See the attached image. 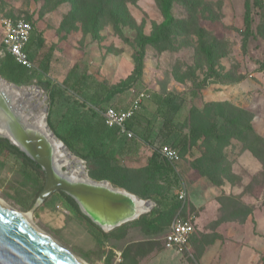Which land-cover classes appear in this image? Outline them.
<instances>
[{"label":"rangeland","instance_id":"1","mask_svg":"<svg viewBox=\"0 0 264 264\" xmlns=\"http://www.w3.org/2000/svg\"><path fill=\"white\" fill-rule=\"evenodd\" d=\"M244 1L173 0L174 22L159 42L145 45L137 76V40L157 31L160 0H0V43L4 19L31 22L34 63L32 71L0 75L23 86L49 79L53 104L40 87L46 97H35L36 107L46 105L44 116L79 150L105 153L95 177L160 199L164 212L155 227L147 225L150 210L146 219L102 234L58 192L29 207L43 181L7 152H0V198L88 264H264V0H250L253 36L243 47ZM8 56L0 53V67ZM124 79L128 87L106 99ZM140 90L149 97L133 120L132 139L91 109L126 107ZM191 127L197 137L184 146ZM163 145L180 158L169 171L154 172L148 157ZM177 215L194 227L182 255L162 241Z\"/></svg>","mask_w":264,"mask_h":264},{"label":"water","instance_id":"2","mask_svg":"<svg viewBox=\"0 0 264 264\" xmlns=\"http://www.w3.org/2000/svg\"><path fill=\"white\" fill-rule=\"evenodd\" d=\"M37 85L23 86L0 75V137L16 146L44 172L43 187L34 205L54 192L62 191L77 204L80 212L102 231H109L150 211L155 202L141 198L107 179L91 177L85 160L71 152L50 128L44 108L30 105L28 94ZM44 99L46 95H41ZM39 105L42 101L39 100ZM42 113L43 116L37 117ZM67 156L81 165V172L63 163ZM0 264H81L50 241L37 235L31 225L15 218L0 203Z\"/></svg>","mask_w":264,"mask_h":264},{"label":"trees","instance_id":"3","mask_svg":"<svg viewBox=\"0 0 264 264\" xmlns=\"http://www.w3.org/2000/svg\"><path fill=\"white\" fill-rule=\"evenodd\" d=\"M172 1L173 0H160V7H161L163 18L158 25L157 31L152 32L148 35H141V36H139V38L137 40V48L135 50V55H134V59H135L134 74L137 76H140L142 73L145 45L154 44V43L159 42L163 37H165L169 27L174 22V17H173L172 12H171ZM258 3L260 4V1ZM244 7H245V9H244V13H243V26H244L243 47L246 45V41H247L248 37L253 36V27H252L253 16H252V7H251L250 0L244 1ZM205 51H209V50L205 49ZM18 67H22V66L19 65L18 63H16L14 61V59L12 58V56L10 55L6 58V60L1 65L0 72L1 71H13ZM37 84H38L37 86H39L42 89H45L47 91V97L49 100V105L51 106L53 104V100H54V96H55L53 83L49 79H47L46 77H41L37 80ZM128 85H129L128 79L121 80L118 83L112 85L107 91L106 99H110L114 95L122 93L128 87ZM109 105L113 106L112 104H109ZM50 106H49V108H50ZM98 107L104 108L105 106L100 105ZM137 113L130 120L129 126L132 127L133 120L136 117ZM47 121H48L50 128L53 130V132L67 145V147L71 150V152H73L74 154L78 155L79 157H81L82 159L85 160V162L87 164V169H88L89 175L93 178H96L94 173H93L94 167L99 162V160L106 159L105 153L98 150V148L95 146H91L86 151L79 150L75 146L73 141L69 138L68 135L60 134L55 129V127L51 121L49 113L47 115ZM196 137H197L196 129L194 127L189 128V135L187 136L186 139H184L183 145L184 146L190 145V141L195 140ZM0 152H7V153L13 155L14 157H16L17 159L20 160V162L24 168L31 170L36 177L40 176V178L42 179L43 182L38 186V188L34 192V196L31 199V202L28 204L29 207L32 206L35 203V200H36V197H37L39 191L43 187V183H44V172H43V170L41 169V167L37 163H35L33 160H31L29 157H27L16 146L10 144L7 139L1 138V137H0ZM148 165L152 171L158 172V173L159 172L164 173V172H167L173 168V165L158 153L157 148H153L151 150V153L148 157ZM96 179H108V178L103 177V178H96ZM109 181L113 185L124 187L128 191L135 193L136 195H138L141 198H144V196L142 194H139V193L135 192L134 190H131L130 188H128L127 186H124L123 184H116L112 180H109ZM58 193L65 199V201L67 202V204L70 206V208L73 211H75L78 215H80L82 218L87 220L92 226H94L102 234H105V233H103V231L99 227H97L95 224H93L86 216H84L80 212L76 202L70 196H68L66 193H64L62 191H58ZM151 199L155 202V205H154V207H152L151 211L148 213V214H153V217L147 222V225H149L150 227H153V226L155 227L156 220H158L159 216L164 212V209H162V207H161L160 199H156L154 197H152ZM148 214H142L138 217V219L144 220L147 218ZM169 223H168V225H169Z\"/></svg>","mask_w":264,"mask_h":264},{"label":"built area","instance_id":"4","mask_svg":"<svg viewBox=\"0 0 264 264\" xmlns=\"http://www.w3.org/2000/svg\"><path fill=\"white\" fill-rule=\"evenodd\" d=\"M2 39L0 53L6 52L12 56L14 61L24 67L27 71L34 69V63L28 51L33 25L23 19H4L1 24ZM149 97L146 90H140L126 107L105 106L104 108L92 106L91 109L102 118L107 127L114 128L116 133L125 139L135 137L133 128L129 126L130 120L141 109L144 101ZM158 153L169 161L174 167L180 158L179 151L170 145L157 147ZM184 188L178 191L179 199L185 197ZM194 233L191 218L181 215L175 216L165 230L162 241L164 248L173 254L182 255L190 246Z\"/></svg>","mask_w":264,"mask_h":264},{"label":"bare ground","instance_id":"5","mask_svg":"<svg viewBox=\"0 0 264 264\" xmlns=\"http://www.w3.org/2000/svg\"><path fill=\"white\" fill-rule=\"evenodd\" d=\"M38 94H35V92H30L28 94L27 97L28 98V101L30 103V105L32 106H35L36 107V102H35V97H37ZM41 107V106H39ZM43 114L40 113L38 114L37 117H42ZM63 163L67 166H69L73 171H76V172H81L82 170V167L81 165L78 164V162H76L75 160H72L70 159L68 156H67V153H66V157L63 158ZM0 203H2L3 205H5L8 210L10 211V213L15 217V218H19V219H22V220H25L27 221L33 231L41 236L42 238H45L47 239L48 241H50L55 247H57L58 249L66 252L71 258H73L74 260L80 262L81 264H88L84 259H82L80 256L76 255L75 253H73L72 251H70L69 249H67L66 247H64L62 244H60L57 240H55L51 235H49L47 232H45L44 230H42L41 228H39L37 225H35L32 221H31V218H30V214L28 212H25V211H21V210H18L12 206H10L8 203H6L5 201H3L1 198H0Z\"/></svg>","mask_w":264,"mask_h":264},{"label":"crops","instance_id":"6","mask_svg":"<svg viewBox=\"0 0 264 264\" xmlns=\"http://www.w3.org/2000/svg\"><path fill=\"white\" fill-rule=\"evenodd\" d=\"M29 43H30V42H29ZM130 150H131V152H133V151H132L133 149H130Z\"/></svg>","mask_w":264,"mask_h":264}]
</instances>
